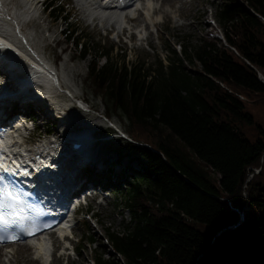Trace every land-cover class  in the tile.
I'll use <instances>...</instances> for the list:
<instances>
[{
	"label": "trees",
	"instance_id": "obj_1",
	"mask_svg": "<svg viewBox=\"0 0 264 264\" xmlns=\"http://www.w3.org/2000/svg\"><path fill=\"white\" fill-rule=\"evenodd\" d=\"M44 10L65 23L64 39L82 59L91 56L84 82L105 116L128 120L132 141L116 152L129 161L113 186L130 221L106 229L114 256L124 264H264V0L217 6L224 40L179 44L194 71L175 50L156 68L113 58L86 40L66 1L47 0ZM95 264L121 262L97 253Z\"/></svg>",
	"mask_w": 264,
	"mask_h": 264
},
{
	"label": "rangeland",
	"instance_id": "obj_2",
	"mask_svg": "<svg viewBox=\"0 0 264 264\" xmlns=\"http://www.w3.org/2000/svg\"><path fill=\"white\" fill-rule=\"evenodd\" d=\"M37 1L39 2L37 12L23 25L28 45L24 44L27 53H21L20 61L23 66L27 65L32 61L28 59V56L37 54L39 60L47 61L55 66L59 74V83L62 86L61 88L54 87L50 90L51 93L45 92L44 99H37L39 103L31 102L32 105L29 104L20 109L21 112L29 116L35 127V130L30 129L22 132L23 139L28 141L24 147L30 149L32 154L38 153L39 149L47 146L52 153H56L59 150V141L70 137L69 132H79L86 128L91 131V127H87L91 125L94 130L106 128L104 132L97 135V138L102 140H99L93 148V153L105 161L104 175L102 174L104 180L108 169L113 167L118 173V170L124 168L129 161L126 157L119 163L116 148L123 138L115 137L121 135L129 137L127 133L128 120L121 113H112L109 118H106L103 101L96 98L84 82L91 56L84 59L79 56L76 46L64 39L65 23L62 20L52 21L47 16V12L44 10L47 0ZM64 1L71 5V10L75 15L74 23L77 22L81 27L86 40H92L106 49H112L113 58H124L128 62L140 61L145 64V67L156 68L159 60H163L165 64L168 63L170 58L175 57L173 53L175 50L178 56L184 59L183 61L191 68L179 44L191 45L197 43L202 37L224 40L223 31L216 18V8L227 0H191L188 2L173 0L171 4L173 9L182 7L180 12L175 14L173 9L168 7L166 1L161 2L162 6L171 12V19L158 14L155 16V20H158L157 27L143 21H134L136 27L146 25L144 40L138 36V33L132 37V40H129L127 36L116 37L112 32L88 21L84 11L77 6L75 0ZM6 4L10 14L20 8L18 0H7ZM178 13L180 14L178 15ZM141 17L144 18L143 15ZM59 42L60 44H58ZM27 54L29 55L27 56ZM103 62L102 59L101 63ZM191 69L194 71L195 68ZM23 72L26 70L23 69ZM4 77H8V75ZM2 78L0 76V80ZM67 84L71 88H68ZM30 95L31 99L35 98L32 94ZM7 104L9 105L10 102ZM71 120H74V123ZM27 126L30 127L31 124L28 123ZM109 127H113L119 133L114 134L115 130ZM130 140L132 141V139ZM66 147L67 156L59 159L65 172L69 165H72V162H69V146ZM62 153L60 152V154ZM135 166L137 169L140 168L139 165ZM110 177L112 179L113 175ZM103 180L102 182H104ZM114 180L118 181L116 177ZM104 186L109 189L92 202L86 200V203L77 212L76 224L72 229V238L68 239L69 243L64 244L57 235H51V238L53 236L54 251L50 264H95L97 253H104L105 258H113L124 264L123 257L119 256L118 260L116 255L114 256V251L107 241L106 229L111 227L114 230L122 231L123 224L130 221V213L123 205L121 195L115 188H112V184L108 180L104 182ZM96 191H102V189L96 188ZM87 236H91L95 243H90ZM65 246L68 248L63 253ZM8 250L17 251L16 254L20 259L19 264H41L35 260L32 247L26 245L25 250L22 251L18 250L15 244ZM3 251L5 252V250Z\"/></svg>",
	"mask_w": 264,
	"mask_h": 264
},
{
	"label": "bare ground",
	"instance_id": "obj_3",
	"mask_svg": "<svg viewBox=\"0 0 264 264\" xmlns=\"http://www.w3.org/2000/svg\"><path fill=\"white\" fill-rule=\"evenodd\" d=\"M20 3V8L10 14L8 12V6H7V0H0V53H6L7 56L0 57V62L9 60L11 58L20 60L21 53H27L26 49H24V44L28 45V39L24 35V24L28 22L29 19L35 15L37 12V6L39 2L37 0H18ZM103 0H75L77 6L81 8L84 13L86 14V17L89 18L91 16H99L101 20V27L105 30H108L109 26H113V24L118 25V32L120 33L122 31V28H119V26H122L124 23V20L119 17V13L116 12L118 9L117 1L111 0L109 5L106 7L101 8V2ZM139 1V0H138ZM137 0H127V7L126 8H134L137 7L138 2ZM145 1V0H141ZM167 2L168 7H171V10L173 9L171 4L173 0H148L143 2L142 4V12L139 14V16L136 18V20H141L145 22L148 25H154L158 26V20H155V16L158 14H162L163 17L166 18H172L170 15V11L162 6L161 2ZM181 6L173 9L172 11L174 14L176 12H180ZM152 14V16H151ZM180 13H178L179 15ZM141 15L144 16L142 19ZM106 21V22H105ZM112 21L113 23H110ZM105 23H110L109 25H106ZM138 34L141 36V38L144 40L143 35V29L146 28V25L140 27ZM5 51V52H4ZM29 54H27L28 56ZM33 56V57H32ZM30 54L28 56L30 63H27V70H28V76L25 77V82H41L45 85V87L48 90L54 89V87L61 88V84L59 83V74L57 72V69L55 66L51 65L47 61H41L37 57V54ZM36 57V58H34ZM2 63V62H1ZM0 63V76L3 77L0 80V88H6L8 90L7 94L16 95V98L13 99V96L9 97L7 95H4L2 99H0V111L4 110V114L1 116V120H3V117L6 115L8 116L13 109H23L26 105H29L31 102H38L34 99H31V95L29 92H26L24 88H19L22 83L14 84L13 80L9 77L8 71L1 68ZM5 65V64H4ZM5 75H8V77H4ZM20 75V74H19ZM16 77L18 75L15 73ZM68 88H71L69 84H67ZM5 91L4 89H2ZM26 92L27 95L24 93ZM25 95V96H24ZM28 97V98H27ZM10 104L8 105L7 103ZM32 105V104H30ZM22 111V110H21ZM72 123H74V120H71ZM69 122V123H71ZM34 127V125L32 124ZM19 124L18 130H2L0 134V149H3L5 151L6 155L13 156L14 159H16V162L12 163V168L16 169L17 165L23 166L26 168L28 174H30L33 170V167L36 165V161L34 160L33 152L30 151V149L25 148L24 145L27 143V140H24L23 133L26 130H29L27 126ZM93 128V125L87 126ZM89 131L87 128L84 130H81V132H76L73 136L76 140L82 142L85 146H89L88 150L90 149L91 143H90V137L88 136ZM94 131V130H92ZM94 138H97L95 135H93ZM98 141L94 142V145H96ZM59 150L56 152L58 155V158L55 157V153H52V151L49 149V147H44L43 149H39V154L46 153V155L50 156V159H55L57 162H59V159L67 156V145H70L69 139H64L59 141ZM90 144V145H89ZM91 148H94L93 146ZM53 150V149H52ZM60 152H63L60 154ZM60 157V158H59ZM84 158H88L89 163L100 165L102 163H105L104 160L101 159L100 156L93 153V149L91 150V161H90V155H86V153L83 155ZM47 158V157H45ZM65 171V170H64ZM67 180L65 184L62 186L63 189L65 187H68L71 189L72 187H78L80 186V173L77 167L70 166L67 168ZM67 215L64 216L62 223H60L57 226V231L60 233V236H63V234H71V227L73 225L72 221L69 218H66ZM51 235L49 234L48 237L44 236L43 238L37 237L32 238L29 240V243L26 242H18L16 243L18 250H25L26 245L33 248V252L35 255V260L39 261L41 264H50L52 261V239ZM53 237V236H52ZM4 246H0V264H19V257L16 254L17 251H3ZM68 247L63 248V253H65V250H67ZM2 250V251H1ZM5 256V257H4Z\"/></svg>",
	"mask_w": 264,
	"mask_h": 264
},
{
	"label": "snow or ice",
	"instance_id": "obj_4",
	"mask_svg": "<svg viewBox=\"0 0 264 264\" xmlns=\"http://www.w3.org/2000/svg\"><path fill=\"white\" fill-rule=\"evenodd\" d=\"M0 170L4 173L0 174V245H2L19 239L18 235L10 233V229L19 228L28 235H34L35 229H26L23 225V220L28 217L21 215L24 208L20 193L16 191L15 174L10 173L2 164Z\"/></svg>",
	"mask_w": 264,
	"mask_h": 264
},
{
	"label": "water",
	"instance_id": "obj_5",
	"mask_svg": "<svg viewBox=\"0 0 264 264\" xmlns=\"http://www.w3.org/2000/svg\"><path fill=\"white\" fill-rule=\"evenodd\" d=\"M251 175H253V174H250V177H251ZM250 177L248 179H250ZM244 219H245V216H244V213H242V217H241L240 221L235 223L234 225L230 226V228L236 227L240 222L244 221Z\"/></svg>",
	"mask_w": 264,
	"mask_h": 264
},
{
	"label": "built area",
	"instance_id": "obj_6",
	"mask_svg": "<svg viewBox=\"0 0 264 264\" xmlns=\"http://www.w3.org/2000/svg\"><path fill=\"white\" fill-rule=\"evenodd\" d=\"M258 74H259V78L264 81V76H263V73L261 71H258Z\"/></svg>",
	"mask_w": 264,
	"mask_h": 264
}]
</instances>
